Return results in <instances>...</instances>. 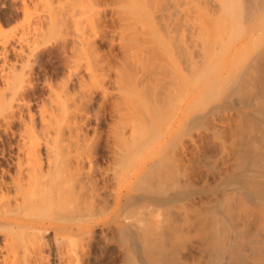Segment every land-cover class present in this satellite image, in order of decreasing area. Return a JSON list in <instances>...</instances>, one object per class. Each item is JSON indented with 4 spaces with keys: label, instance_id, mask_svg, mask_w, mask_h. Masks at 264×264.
I'll use <instances>...</instances> for the list:
<instances>
[{
    "label": "bare ground",
    "instance_id": "1",
    "mask_svg": "<svg viewBox=\"0 0 264 264\" xmlns=\"http://www.w3.org/2000/svg\"><path fill=\"white\" fill-rule=\"evenodd\" d=\"M135 1L2 0L0 264H264V0ZM50 34L63 79L24 120Z\"/></svg>",
    "mask_w": 264,
    "mask_h": 264
},
{
    "label": "rangeland",
    "instance_id": "2",
    "mask_svg": "<svg viewBox=\"0 0 264 264\" xmlns=\"http://www.w3.org/2000/svg\"><path fill=\"white\" fill-rule=\"evenodd\" d=\"M139 1H141V0H139ZM1 3H2V0H0V20H1V24H2L3 28L4 29H7V30H12V29L18 28L20 26V24L22 23V21H23V14H22V12L21 11H16V10L6 9V8H4V7L1 6ZM133 3L136 6L135 7L134 5H132L134 8H137L139 6V5H137L138 3L136 1L133 2ZM120 8L121 7L118 4H113V3L112 4H108V5H102V7H101L102 10L100 9L99 16H100V18H102V19L104 18L105 19V20L103 19L105 21L104 22L105 24L103 23L104 26L103 25H98V26H96L94 28H91V27L90 28H87V27L85 28V29H87L86 31L88 33H91V34L93 33V35L95 36L93 38H96L95 39L96 40L95 43H96V45H98V46H96V48L99 47V50L101 51L99 53H102L104 50H106L107 52H103V53H105L106 55H108V53L110 52L109 51V49H110L109 40H111V38H114V39L116 38L115 36H117V35H116V32H114L116 30L114 29V31H113V28H115V27L118 28V25H117L118 24V22H117L118 20L116 18V15L113 14V12L118 11ZM6 10H8V11H6ZM104 14H106V15H104ZM14 23L16 25L13 26ZM106 32L107 33L109 32L110 34L109 33L107 34ZM98 33H100V34H98ZM113 33H114V35H113ZM56 41H57V39L55 38V35L54 34H50V36L48 38V41H46L44 43H41L37 47V49L34 50L35 53H34L33 56L30 57L31 60L29 59L28 61L25 60L23 62L20 61V60H17V62H15L16 63L15 68L17 70L16 71L17 72L16 74H19L21 77H23V78L26 79L24 81L25 84L24 83L23 84L21 83V86L19 87V91L21 92V96H22L21 98H23V101H21V102H23V105H25L23 107V109H24L23 112H24L25 115L23 114V117H22L24 120L26 118H28V112H30L32 115H34V118H35V120L37 122L38 118H37V113L35 111H37V109H38L37 107H39V103L41 104L43 102V100L45 101V98H48V96H50V91H48V90H50L49 85H51L52 83L56 84L58 81L61 82V80L63 79L62 76H63V68H64V65H65V59H64V55H63L62 51L60 50L59 44ZM52 45H53L54 48L52 47ZM108 46H109V48H108ZM47 47H48V49H46ZM85 53L86 52H83L82 54H85ZM86 54L84 56L82 55L85 59L82 56H80V60H81L80 63L82 62L81 64L86 65L87 63H89V61H91L90 62L91 64L89 63L88 65L91 66V69L92 68L94 69V67H95V65H94V63H95L94 57L93 56L92 57L91 56L88 57V55L86 56ZM9 57L11 59L13 57V55L10 54ZM108 58H109V56H108ZM0 61H2V58H0ZM31 69L33 70V72H32ZM26 73H27L28 76H26ZM27 77H28V79H27ZM14 78L15 79H18L19 77L18 76H15ZM47 78L49 79V81H48ZM58 78H59V80H57ZM44 81H45V83H44ZM27 82H28V84H27ZM1 86H2V82H1V79H0V89H1ZM34 86H36V87H34ZM47 93H48V95H47ZM44 96H45V98H44ZM40 100H42V101H40ZM26 103H28V104H26ZM21 123H23V121L22 122H19V123L16 122L14 124V127H15V125L22 126L23 124L21 125ZM17 126L15 128H17Z\"/></svg>",
    "mask_w": 264,
    "mask_h": 264
}]
</instances>
